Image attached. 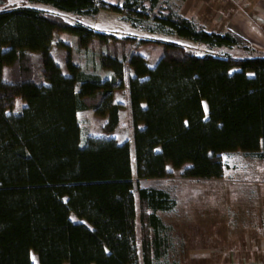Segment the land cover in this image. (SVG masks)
<instances>
[{
  "label": "trees",
  "instance_id": "16d2710c",
  "mask_svg": "<svg viewBox=\"0 0 264 264\" xmlns=\"http://www.w3.org/2000/svg\"><path fill=\"white\" fill-rule=\"evenodd\" d=\"M5 2L0 264H141L139 244L143 264H172L173 227L160 213L174 210L177 200L153 186H139L137 199L134 176L165 178L171 165L185 178L221 179L224 154L264 158V51L239 33L210 32L178 8L163 9L160 0ZM37 2L79 15L125 10L134 23L153 17L157 30L224 52L201 55L175 41L97 31L31 5ZM57 31L74 35L80 49L103 48L98 67L111 76L85 70L70 55L64 69L52 52ZM137 41L163 46L154 65L130 51ZM32 54L40 55L36 68ZM126 62L133 71L127 85L134 157L130 141L114 136L122 108L115 92L126 87ZM18 100L24 104L14 111ZM85 110L105 121L102 135L83 142L79 112Z\"/></svg>",
  "mask_w": 264,
  "mask_h": 264
},
{
  "label": "rangeland",
  "instance_id": "374dc122",
  "mask_svg": "<svg viewBox=\"0 0 264 264\" xmlns=\"http://www.w3.org/2000/svg\"><path fill=\"white\" fill-rule=\"evenodd\" d=\"M102 1L122 4L123 0H99V6H102ZM20 3L21 0H7L4 4L8 6ZM167 4L184 11L185 15L197 17L196 14L200 10L213 6V0H160L159 6L164 9ZM31 5L59 14L71 23L82 22L97 31L117 36L134 35L175 41L201 55L209 52H224L221 49L212 50L207 45L190 39L177 37L176 34L157 30L158 24L153 17L134 23L125 10L115 12L111 9H100L95 15H79L47 3L37 2ZM247 44L248 42L245 41L241 43V45ZM102 49L98 44L88 50L80 49L74 35L57 31L52 52L64 69H66L67 57L70 55L76 62H80L85 70L111 76L110 70L98 67V54ZM105 49L107 50L106 47ZM134 50L145 55L150 65H154L163 54L164 48L159 44L137 41L131 45L130 51ZM241 52L235 49L232 51L234 55H240ZM32 60L36 68L40 63V55L32 54ZM132 73L130 65L126 62V87L118 90L115 98L122 104V108L120 124L114 133L120 142L130 141L131 153L134 157V130L127 85ZM23 104V101L18 100L14 111L20 110ZM205 106L207 108L206 103ZM79 119L83 142L89 136L102 135L105 118L97 115L93 110H85L79 112ZM223 160L226 168L221 179L185 178L180 169H174L171 165L168 167L170 174L165 178L143 179L134 176V193L137 199L139 186H153L168 190L177 200L174 210L160 213L163 220L173 227L171 233L173 246L168 253L169 263L228 264L229 256L235 250L240 256L247 253L254 260L264 261V158L236 151L224 154ZM73 219L76 218L73 216ZM138 251L140 262L143 264L140 244ZM32 259L38 263L35 253H32Z\"/></svg>",
  "mask_w": 264,
  "mask_h": 264
},
{
  "label": "crops",
  "instance_id": "0c3cea01",
  "mask_svg": "<svg viewBox=\"0 0 264 264\" xmlns=\"http://www.w3.org/2000/svg\"><path fill=\"white\" fill-rule=\"evenodd\" d=\"M203 11L200 10L197 17L185 15L182 10L179 12L197 22H204V27L210 32L239 33L253 47L264 51V0H213V6H208ZM116 94L117 91L115 98ZM229 257L228 264H264L262 260L250 258L247 253L240 256L237 250L231 252Z\"/></svg>",
  "mask_w": 264,
  "mask_h": 264
}]
</instances>
